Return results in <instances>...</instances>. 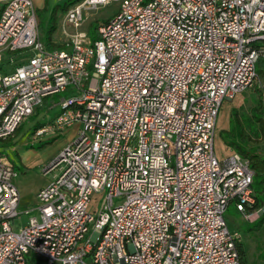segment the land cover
Segmentation results:
<instances>
[{
    "label": "built area",
    "instance_id": "obj_1",
    "mask_svg": "<svg viewBox=\"0 0 264 264\" xmlns=\"http://www.w3.org/2000/svg\"><path fill=\"white\" fill-rule=\"evenodd\" d=\"M108 1L71 5L64 24ZM107 19L95 40L77 32L47 50L31 1L0 0V264H241L242 234L224 211L264 207L250 209L248 159L217 158L213 137L224 99L258 78L264 0H118ZM66 92L30 140L74 136L15 231L17 166L2 142Z\"/></svg>",
    "mask_w": 264,
    "mask_h": 264
},
{
    "label": "rangeland",
    "instance_id": "obj_2",
    "mask_svg": "<svg viewBox=\"0 0 264 264\" xmlns=\"http://www.w3.org/2000/svg\"><path fill=\"white\" fill-rule=\"evenodd\" d=\"M30 1L31 5L36 10L37 20L39 22V35L41 36L43 44H46L49 41L47 34L54 9H56L54 19L57 22V27L51 33L52 41L57 45H63L69 42L71 34L77 32H88V34L91 36V40L96 39L97 35L95 37L93 34L94 27L99 23L105 22L106 18H109L118 8V0H109L103 6H92L91 8H85L82 13L81 22L79 23L78 27L75 28L74 26H66L64 24L63 18L66 12L64 10L62 11L64 0ZM15 65L16 62H8L3 63L1 67L4 71L8 72L14 70ZM259 86H262V90H264V78L262 77L257 78L254 86H252L251 89L239 91L232 99H224V102L217 113L218 116L214 127L215 133L213 137V144L217 158L224 159L226 158V155L232 151V147L220 136V132L222 130L228 129L230 127L229 112L232 108L237 110V113L240 114L244 121L243 128L245 133L248 135V138L246 137L247 139L245 138V140L249 142V145L254 146L264 144V142H261L259 134H256V125L255 122H252L250 114L252 107L257 103V98L264 99V91L258 92L256 90V87ZM66 94L67 92L55 95L54 98L56 99L50 102V106L52 108L37 109V111L39 110L38 113H34V116L32 115L26 118L14 135L16 140L14 145L6 149L8 156L13 159L15 165L17 166V175L14 180L18 195L20 196L18 205L19 214L14 217L11 222L15 231H19L22 224L28 220L29 214H25L24 211L31 205L37 203V192L52 182V174L54 173L50 172L45 174L43 168L47 166V164L37 163L35 158H33L30 162H27L24 165L25 167L20 166L19 155L16 152V147L24 141L30 143L29 138L31 134H27V131L30 128H33L39 122L42 123L46 119L47 115H49L51 118L56 115L61 109L60 105L58 104L60 99L58 98V95L62 97ZM73 136L74 135L72 134H60L59 137L54 139L50 145H42L40 148H38L39 144H32L31 146H33V148H37L36 150L40 154L43 153L44 150L54 148L63 142H68ZM19 148L20 150L23 149L21 146ZM102 198L103 194H95L91 197L88 203V210L92 214H95L98 211ZM260 214L261 212H257V214L252 215L250 218H246L243 214L236 210L234 203H230L224 211L223 215L225 217L228 229H238L242 234V257H244L242 264H264V226H262V228L258 231H245L246 224L254 222ZM26 264L45 263L39 258L35 259L34 256H30Z\"/></svg>",
    "mask_w": 264,
    "mask_h": 264
},
{
    "label": "trees",
    "instance_id": "obj_3",
    "mask_svg": "<svg viewBox=\"0 0 264 264\" xmlns=\"http://www.w3.org/2000/svg\"><path fill=\"white\" fill-rule=\"evenodd\" d=\"M79 1L81 0H64L62 11L63 10L67 11L69 9V6L76 4ZM55 13H56V9H54L52 13L51 21H50L51 23L49 25V30L47 34L49 41L48 43L44 44L45 48L48 50L61 49V48H64V45H65V44L57 45L52 41L51 33L57 27V22L54 19ZM107 20L108 19L106 18V21ZM105 22H102V23H105ZM102 23H99L98 25L94 27L93 34L95 37L97 35L96 34L97 27ZM88 36L91 38L90 34H88ZM256 70H257L258 77L264 78V59H260L258 61V63L256 64ZM256 90L258 92L264 91L262 90V86L256 87ZM45 104L46 103H44V105ZM40 109L42 108L40 107ZM38 111L35 113H38ZM229 114H230V127L228 129L222 130L220 132V136L226 143H228L232 147L233 151L237 152L242 157H245L248 159L249 165L251 169L254 171L252 185H253L254 197L256 201H255V204L252 205L250 209L256 210L259 207H264V144L254 145V146L249 145V142L245 140V138L248 135L245 133V130L243 128L244 121L242 117L240 116V114L237 113V110L235 108H232ZM250 114H251L252 122H255V125H256L255 127L257 128V129L255 128L256 134H259V138L261 142H264V99L257 98V103L252 107ZM39 124L41 123L39 122L33 128L39 126ZM33 128H30L29 130ZM16 132L17 130L15 131V133ZM15 133L10 137V139L3 142L8 147H11L12 145H14L16 141L14 137ZM54 139L40 140L36 144H39L38 148H40V146L42 145L51 144L54 141ZM262 226H264V211L261 212V214L257 217V219L254 222L246 224L245 231L247 232L258 231L262 228ZM238 251H239V256L241 258V264H242V262L244 261V257H242L243 249H242L241 242L238 245Z\"/></svg>",
    "mask_w": 264,
    "mask_h": 264
},
{
    "label": "crops",
    "instance_id": "obj_4",
    "mask_svg": "<svg viewBox=\"0 0 264 264\" xmlns=\"http://www.w3.org/2000/svg\"><path fill=\"white\" fill-rule=\"evenodd\" d=\"M44 103H46V104L45 105L43 104L44 107L41 106V108L48 109L49 108L48 107V102H44ZM50 118L51 117H49V115H47L46 119L41 124H43L46 120H48ZM37 127H39V126H37ZM37 127H35V128H37ZM29 132L31 133L32 132V129L30 131H27V134ZM68 134H72V129H68L67 131H65V134L64 135H68ZM54 138L56 139L57 137H44V138H41V139H39L37 141L30 140V143H27V141H24L20 145H18L16 147L17 149L16 148L15 149H16V152L19 155L20 166L25 167L24 165L27 162H30L33 158H35L37 160V163H46L47 164L54 157V155L59 151L58 149L62 145H64V143H66V142H63V143H61L60 145H58V146H56L54 148H51V149L49 148L48 150H44V152L43 153H40V154L38 153V151L36 150V148H33V146H31V145L38 143L40 140L54 139ZM29 139H31V138H29ZM20 146L23 149L20 150V148H19ZM52 176H53V174H52ZM30 256H32V255H30ZM35 259H37V258H35Z\"/></svg>",
    "mask_w": 264,
    "mask_h": 264
}]
</instances>
